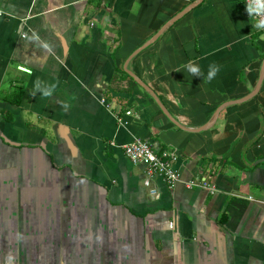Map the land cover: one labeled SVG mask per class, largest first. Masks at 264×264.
Listing matches in <instances>:
<instances>
[{
	"label": "crops",
	"instance_id": "1",
	"mask_svg": "<svg viewBox=\"0 0 264 264\" xmlns=\"http://www.w3.org/2000/svg\"><path fill=\"white\" fill-rule=\"evenodd\" d=\"M248 9L0 0V264H264V32ZM137 139L178 155L174 188L144 185L124 152ZM199 177L216 194L187 187Z\"/></svg>",
	"mask_w": 264,
	"mask_h": 264
},
{
	"label": "built area",
	"instance_id": "2",
	"mask_svg": "<svg viewBox=\"0 0 264 264\" xmlns=\"http://www.w3.org/2000/svg\"><path fill=\"white\" fill-rule=\"evenodd\" d=\"M243 1L249 9H256L255 11H251V13L258 24L261 21H264V7H258L264 5V0ZM3 16L4 12L0 10V17ZM92 26H95V23H92ZM260 30L264 32V28H260ZM19 70L25 73H31L29 70L22 67H20ZM102 103L106 105L107 108H110L107 101L102 100ZM131 114L132 112L130 110L126 112V115L128 116H131ZM116 117L120 124H123V120L117 115ZM124 152L126 157L134 165L145 166V186L150 187L156 178H163L167 186L172 189L180 181V175L178 170L175 168V164L177 163L179 157L173 150L169 149L161 151L155 148V146L150 142L137 139L124 146ZM187 187L190 189H205L212 195L217 192L216 187L207 182L205 177H199L190 181L187 183ZM151 194L155 196L157 193L153 191Z\"/></svg>",
	"mask_w": 264,
	"mask_h": 264
},
{
	"label": "clouds",
	"instance_id": "3",
	"mask_svg": "<svg viewBox=\"0 0 264 264\" xmlns=\"http://www.w3.org/2000/svg\"><path fill=\"white\" fill-rule=\"evenodd\" d=\"M264 7V5L258 6ZM249 11H255L256 9H248ZM257 28H264V21H261L259 24L256 25ZM183 70L190 74L192 77H200L201 79L206 80L207 82H211L220 71L219 65L210 64L208 66V70L206 75L202 72L199 65L189 61L188 63L184 64ZM55 89L54 84H46L41 80L37 79L34 83V87L32 90V95H35L37 92L41 93L43 96H49L52 94L53 90ZM63 108L68 110L70 108V102L62 101Z\"/></svg>",
	"mask_w": 264,
	"mask_h": 264
},
{
	"label": "water",
	"instance_id": "4",
	"mask_svg": "<svg viewBox=\"0 0 264 264\" xmlns=\"http://www.w3.org/2000/svg\"><path fill=\"white\" fill-rule=\"evenodd\" d=\"M201 0H199V2H200ZM196 5H194V6H191L190 8H187L186 10H184L183 12H181L180 14H178L176 17H174L168 24H166V26L153 38V41H155V40H157L159 37H160V35L164 32V30L167 28V26L168 25H170V24H172V23H174L175 21H177L178 19H180V18H182L184 15H186L187 13H188V11L191 9V8H193V7H195ZM142 49H140V50H138V51H136L133 55H132V57L131 58H133L134 56H136L140 51H141ZM129 73V75L135 80V81H137L144 89H146L147 91H150V89L146 86V85H144L142 82H140L139 80H138V78L136 77V76H134L133 74H131L130 72H128ZM262 81H263V76H261V78H260V82H259V85H258V88H257V90H256V92L253 94V96L252 97H255L257 94H258V91H259V89H260V86H261V83H262ZM156 101H157V103L160 105V107H161V109L163 110V112L168 116V117H170V114L168 113V111L166 110V108H165V106L162 104V102L159 100V99H156ZM234 103H237V102H234ZM173 122L175 123V121L173 120ZM261 163H264V159H262V160H259L258 162H256V165L257 164H261Z\"/></svg>",
	"mask_w": 264,
	"mask_h": 264
}]
</instances>
